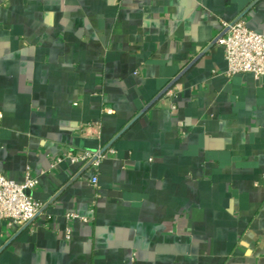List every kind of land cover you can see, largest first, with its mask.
<instances>
[{"label":"crops","instance_id":"1","mask_svg":"<svg viewBox=\"0 0 264 264\" xmlns=\"http://www.w3.org/2000/svg\"><path fill=\"white\" fill-rule=\"evenodd\" d=\"M239 17L264 35V0H0V173L44 206L0 264H264V78L213 43ZM134 118L96 187L62 159Z\"/></svg>","mask_w":264,"mask_h":264},{"label":"built area","instance_id":"2","mask_svg":"<svg viewBox=\"0 0 264 264\" xmlns=\"http://www.w3.org/2000/svg\"><path fill=\"white\" fill-rule=\"evenodd\" d=\"M213 43L223 50L227 78L241 74H250L257 81L264 78V35L248 29L243 20L239 19L230 23L221 22V30L214 38ZM168 109L173 111L176 109V105L169 102ZM104 113L109 115L112 114V111L110 108H105ZM85 128L86 126H82L80 133L83 134ZM104 155L105 152L99 148L79 150L74 153L67 152L62 159H67L81 167L88 165V168L94 172L89 183L96 187L97 170ZM62 159H58L57 162ZM38 183V179L32 177L28 170H26L21 183H16L0 173V220L7 227L20 230L42 212L43 204L30 195ZM78 217L75 213L66 215L68 219Z\"/></svg>","mask_w":264,"mask_h":264},{"label":"water","instance_id":"3","mask_svg":"<svg viewBox=\"0 0 264 264\" xmlns=\"http://www.w3.org/2000/svg\"><path fill=\"white\" fill-rule=\"evenodd\" d=\"M241 17V16H240ZM240 17L237 19V20H239L240 19ZM237 20H235V21H237ZM137 118V117H136ZM136 118H134L132 121H130L103 149H102V152H105V150L133 123V121L136 119ZM84 168H88V165H86ZM30 223V222H29ZM29 223L26 225V226H24L21 230H23V229H25L28 225H29ZM20 230V231H21ZM9 243H7V244H5L2 248H0V252L3 250V249H5V247L8 245Z\"/></svg>","mask_w":264,"mask_h":264}]
</instances>
